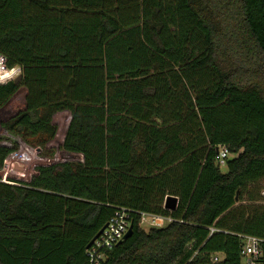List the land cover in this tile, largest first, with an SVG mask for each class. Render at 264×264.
<instances>
[{"label":"trees","instance_id":"16d2710c","mask_svg":"<svg viewBox=\"0 0 264 264\" xmlns=\"http://www.w3.org/2000/svg\"><path fill=\"white\" fill-rule=\"evenodd\" d=\"M0 54L21 75L0 171L17 139L79 157L0 176V264H88L120 208L132 234L99 264H241L237 234L264 237V206L233 209L264 177V0H0Z\"/></svg>","mask_w":264,"mask_h":264},{"label":"built area","instance_id":"2783aa9c","mask_svg":"<svg viewBox=\"0 0 264 264\" xmlns=\"http://www.w3.org/2000/svg\"><path fill=\"white\" fill-rule=\"evenodd\" d=\"M7 70V71H5ZM10 71V72H9ZM13 80L20 74V67L15 66L7 69L5 66V57L0 54V72L11 73ZM4 83V82H0ZM236 153L229 151L226 146L216 147V163L220 168H224L227 159L233 158ZM133 211L125 208L117 209L114 214L109 218L103 230L94 239L91 245L87 248L86 254L88 257V264H99L104 258V250L111 248L123 239L124 234L127 232L130 225V218ZM140 214V222L147 220L149 227H161L166 223L175 221L176 219L171 216L156 215L147 212H137ZM181 221V220H179ZM210 232L215 229L209 228ZM225 232V231H223ZM241 240L240 244V257L241 264H261L264 262V237L255 235L237 234ZM221 259L219 254H213L210 261L206 264H215Z\"/></svg>","mask_w":264,"mask_h":264},{"label":"rangeland","instance_id":"374dc122","mask_svg":"<svg viewBox=\"0 0 264 264\" xmlns=\"http://www.w3.org/2000/svg\"><path fill=\"white\" fill-rule=\"evenodd\" d=\"M12 72L13 71H11V73L0 72V82L11 80L13 76ZM78 159V156H71L70 153L64 150H56L53 153H47L41 147L28 145L24 140L17 139V149L6 158L4 167L0 171V176L4 177L5 171L7 169H12L13 178L17 180H28L34 171V167L37 165L70 160L76 161ZM241 206H246L252 211L264 206V177L256 183L246 185L245 189L242 190L240 200L233 206L234 211H238L240 208L242 209ZM140 225L144 230L149 229L147 220L141 221Z\"/></svg>","mask_w":264,"mask_h":264},{"label":"water","instance_id":"95a60500","mask_svg":"<svg viewBox=\"0 0 264 264\" xmlns=\"http://www.w3.org/2000/svg\"><path fill=\"white\" fill-rule=\"evenodd\" d=\"M21 79V75L18 74L13 81L14 82H18ZM177 202L178 199L176 196L173 195H167L165 197L164 200V208L169 209V210H173L176 208L177 206ZM105 227V225L99 230V232L94 236V238L89 242V244L87 245V248L91 245V243L94 241V239L100 234V232L103 230V228ZM132 234V224L129 225L127 232L124 234L123 239L120 240L117 244L121 243L123 240H125L126 238H128L130 235Z\"/></svg>","mask_w":264,"mask_h":264}]
</instances>
